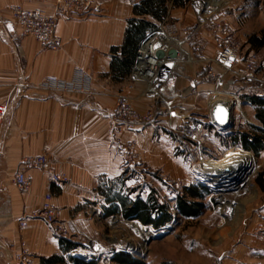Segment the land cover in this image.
<instances>
[{
    "label": "crops",
    "instance_id": "obj_1",
    "mask_svg": "<svg viewBox=\"0 0 264 264\" xmlns=\"http://www.w3.org/2000/svg\"><path fill=\"white\" fill-rule=\"evenodd\" d=\"M95 1L101 4L98 13L59 19L55 28L63 45L58 50L43 49L29 35L18 33L13 38L0 35V104L10 106L0 124V264H19L13 256L21 242L29 247V264H72L69 257L77 247L65 250L54 225L30 216L41 208L45 193L53 195L58 222L75 234L67 240L78 243L81 233L86 231L97 235L102 219L122 216L119 212L106 213L114 204L120 205L118 197L134 198L143 187L142 182L149 183L152 175L184 180L187 168L183 154H177L180 141L170 132L171 126L188 115L202 118L210 112L213 117L214 85L203 78L202 62L185 61L183 56L176 67L178 72L175 70L163 90L171 113L167 114L165 105L160 103L155 107L157 117L153 123L125 125L123 130L117 131L111 124L117 94L128 95L142 111L153 101L152 97L140 94L145 87L142 80L135 89L129 87V75L133 48L160 19L152 13H136L135 5L141 0ZM10 3L38 7L48 14L54 11L51 1L0 0V14L6 18L10 16L7 9ZM191 3L172 7V0H167V10L182 29L189 30L185 53L195 56L200 50L210 55L215 49L213 31L211 27H202L191 32L197 15ZM230 15L221 12L219 18L229 24L237 50L246 54L251 44L242 48L240 41L243 43L246 37L239 34L238 23ZM134 18L139 22L144 19L150 26L144 34L128 42L129 21ZM77 66L90 75L89 93L48 92L35 86L43 77L52 74L72 80ZM23 82L26 91L15 92L14 85ZM235 88L239 93L255 92L246 91L242 84ZM252 116L254 125H261L255 117V108ZM238 129L239 125L228 133ZM127 140L136 141V164H128L119 148L120 142ZM40 154H46L56 171L65 173L68 181L50 183L46 172L28 168L26 173L32 185L27 192L23 191L14 182L16 172L23 158ZM191 184L196 183L185 182L184 186ZM150 191L142 196L146 197ZM109 192L117 194L110 198ZM176 198H173V206L160 199L174 214L172 221L183 217L178 214ZM209 198L206 199L207 207ZM204 210L197 217L183 218L197 219ZM21 220H26L27 225L21 227ZM57 255L62 261H48ZM151 257L156 259L155 255ZM146 264L154 262L146 261Z\"/></svg>",
    "mask_w": 264,
    "mask_h": 264
},
{
    "label": "rangeland",
    "instance_id": "obj_2",
    "mask_svg": "<svg viewBox=\"0 0 264 264\" xmlns=\"http://www.w3.org/2000/svg\"><path fill=\"white\" fill-rule=\"evenodd\" d=\"M207 1L187 0L185 3L192 2V8L197 10V19ZM220 1L221 12L230 13L231 18L238 23L239 34L247 38V42L246 38L242 39L243 43L241 38L239 39L242 48L250 43L248 51H257L264 64V0ZM263 73L264 67L259 69V77ZM129 80V87L135 89L138 82L130 75ZM158 88L160 89L157 87L156 90ZM164 88L165 86L161 89L162 94ZM256 89L264 90V81L255 82ZM245 95L246 93L240 94V108L234 109L232 105L229 128L225 129L216 124L210 112L202 118H196L207 125V134L203 136L202 154L190 147L183 151L177 148V154H183L187 168L184 180L174 181L167 176L156 174L150 177L149 183L142 182L143 187L136 192L145 196L148 191L154 190L163 202L173 206V198L182 192L185 182L203 183L209 188L210 198L208 207L199 218L185 219L178 216L161 229L158 236H153L158 231L154 227L114 215L101 220L99 234L94 235L93 231L81 233L79 246L73 256L85 260L94 258L98 264H117L112 262V255L117 251H125L141 261L154 264H211L216 258L224 259L226 264H264V149L260 154H256L240 146L229 145V139L224 141L228 131L236 126L239 125V129L241 126L243 129H249V125H254L253 108L244 102ZM130 99L133 103L132 98ZM152 99L150 105L157 107L161 103L155 97ZM230 100L226 94L212 93L213 103ZM230 149L246 150L255 157L248 171L242 174L241 179L246 177L250 185L249 189L243 192L239 191L240 188L235 189L230 183L227 188L221 185L213 187L206 177L205 162L210 164L214 159L222 158ZM259 175L260 180L257 179ZM152 185L154 187H151ZM143 227L152 232L147 238H143L141 234L140 229ZM72 236H75L73 232ZM150 254L155 255L156 259L153 260Z\"/></svg>",
    "mask_w": 264,
    "mask_h": 264
},
{
    "label": "built area",
    "instance_id": "obj_3",
    "mask_svg": "<svg viewBox=\"0 0 264 264\" xmlns=\"http://www.w3.org/2000/svg\"><path fill=\"white\" fill-rule=\"evenodd\" d=\"M29 2L51 1L54 4V11L50 14L41 8H28L22 3H10L7 6L9 17H4L0 14V35L4 38H13L16 34H23L32 36L36 42L45 50H58L62 47L63 42L56 33V25L62 17H72L86 14L98 13L101 10V4L95 0H28ZM214 3V4H213ZM220 0H208L203 6L201 14L195 21L192 33L202 27H211L213 31V38L215 40V49L212 54L198 50L197 54L193 56L184 52V46L188 40V29L182 27L170 16L168 12L165 17L159 21L156 26L149 31L146 36L140 41L136 50V58L132 66L130 77L137 79L138 75L134 74L135 65L140 56L139 52L143 44L152 39L150 49L159 52H168L165 59L171 60L173 56L169 53L172 49V44L175 43L183 50V57L176 58L177 62L187 60L189 62H202L203 78L214 85V93L228 95L233 103V108H240V94L235 86L242 84L246 91H255L257 94L264 96V90H255V82L264 81V73L259 77V69L264 67L261 57L257 51H249L246 54L237 50L235 43L232 40L229 24L219 18L221 13ZM166 38V39H165ZM165 54V53H164ZM174 66H177L176 64ZM220 68V69H218ZM74 77L72 80H64L55 74L43 77L35 86L48 92H90V75L84 68L75 67ZM173 71H167L166 75L160 76L152 85V91L148 94H142L149 97H155L156 100L165 105V111L170 114V103L167 97L161 93V89L167 85L169 79L174 75ZM15 92L24 93L26 91V83L15 84ZM157 87L158 90H156ZM146 91V90H145ZM116 109L111 124L117 131L124 129L125 125L133 127L135 124H150L156 120V111L153 105L141 111L136 108L131 99L123 94H117ZM8 103L0 104V124L6 118L9 111ZM170 132L175 135L180 141V149L183 151L187 147L202 154V145L204 143V135L207 134V125L201 120L196 119L192 115L185 116L178 124L171 126ZM120 150L125 155L128 164H136V141L127 140L120 142ZM21 168L16 172L14 182L18 188L23 191L31 189L32 179L26 173L28 168H35L47 173L50 183L67 182L68 177L65 173L56 171L53 167L52 160L46 154L28 155L23 158ZM242 177V176H241ZM238 177L231 184L235 189L240 188L239 191L248 190L246 185L247 178ZM225 188L227 186L222 185ZM234 189V190H235ZM53 195L50 192L45 193L43 197L42 206L38 211L32 212L30 215L33 218L44 219L48 224L54 225V230L59 237L70 238L72 231L67 226L58 222L55 205L52 201ZM140 223V222H139ZM27 225L26 220L20 221V226ZM157 228V236L161 229ZM20 249L15 252L13 260L19 264H29L30 250L25 242H21ZM211 264H226L224 259L216 258Z\"/></svg>",
    "mask_w": 264,
    "mask_h": 264
},
{
    "label": "trees",
    "instance_id": "obj_4",
    "mask_svg": "<svg viewBox=\"0 0 264 264\" xmlns=\"http://www.w3.org/2000/svg\"><path fill=\"white\" fill-rule=\"evenodd\" d=\"M174 6L184 4L185 0H172ZM167 0H141L136 3L135 11L141 14H151L162 20L168 13ZM130 28L127 33V40L139 34H144L150 23L144 19L138 21L134 18L129 21ZM153 29V28H152ZM146 34L140 39V41ZM140 41L135 45L132 51L131 64L136 58V50ZM131 66V68H132ZM132 71V70H131ZM244 101L249 103L255 108V117L261 125H249V129H243L242 126L235 132L229 133L224 141L229 142L231 146H240L246 150L253 151L260 154L264 149V96L256 93H248L244 96ZM261 175L257 177L260 180ZM134 191V190H132ZM117 193L109 192L108 197H113ZM209 188L203 183L185 185L182 192L176 195V207L178 214L183 217H197L207 207L206 199L209 197ZM120 205L114 204L109 210L108 215L119 212L128 220H137L141 224H146L155 229L166 226L174 219V214L170 212V208L166 203L161 202L156 192L151 190L146 197L139 194L134 198L130 196L118 197ZM60 243L64 246L65 250H72L79 246L78 243L69 241L64 237H60ZM73 264H98L96 259H83L76 256L69 257ZM50 263H58L62 261L60 256H52L48 259ZM112 262L117 264H146V261H141L133 256L131 253L125 251H117L112 255Z\"/></svg>",
    "mask_w": 264,
    "mask_h": 264
},
{
    "label": "bare ground",
    "instance_id": "obj_5",
    "mask_svg": "<svg viewBox=\"0 0 264 264\" xmlns=\"http://www.w3.org/2000/svg\"><path fill=\"white\" fill-rule=\"evenodd\" d=\"M152 42L153 40L149 39L143 44L139 52L140 56L138 62L134 68V74H139L136 82L142 80L145 83V87L142 88L141 94H148L149 91H152L151 87L154 82L157 81L160 76H165L167 71H175L177 68L174 65H178L176 58L180 59L184 55V47L182 50L173 43L172 49H175L177 54L174 56L170 53L173 58L171 60L165 59L168 52H164L165 54L162 52L163 55L157 54L155 48L150 49ZM147 94L145 96H147ZM226 103L232 109V100ZM254 161L255 157L251 152L242 149H230L222 158L214 159L210 164H208L209 162H205L204 167H207L206 177L212 182L211 185L213 187H218L220 185L227 186L228 183L231 184L235 179L241 177L243 173L248 171V168L251 166L250 164ZM246 185L248 188L250 187L248 180ZM140 230L141 234H143V238H147L152 233L144 227Z\"/></svg>",
    "mask_w": 264,
    "mask_h": 264
},
{
    "label": "water",
    "instance_id": "obj_6",
    "mask_svg": "<svg viewBox=\"0 0 264 264\" xmlns=\"http://www.w3.org/2000/svg\"><path fill=\"white\" fill-rule=\"evenodd\" d=\"M169 53L174 56L177 54L175 49L170 50ZM159 54L163 55L162 52H159ZM232 112V109L226 102H218L213 107V119L215 123L220 125L222 128H229L231 124L230 120L232 118Z\"/></svg>",
    "mask_w": 264,
    "mask_h": 264
}]
</instances>
